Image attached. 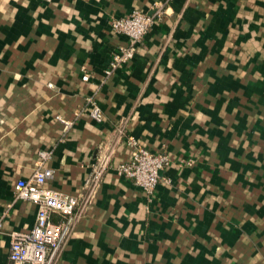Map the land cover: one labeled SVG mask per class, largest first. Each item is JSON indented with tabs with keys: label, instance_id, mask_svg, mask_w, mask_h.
Instances as JSON below:
<instances>
[{
	"label": "crops",
	"instance_id": "crops-1",
	"mask_svg": "<svg viewBox=\"0 0 264 264\" xmlns=\"http://www.w3.org/2000/svg\"><path fill=\"white\" fill-rule=\"evenodd\" d=\"M8 1L6 53L32 45L43 56L0 85V264H12L9 234L35 223L16 185L42 150L52 152L46 186L85 204L53 264H264V0H166L168 15L109 76L128 41L107 15L150 14L158 0ZM89 98L103 122L89 117ZM130 139L169 159L170 181L151 196L118 172Z\"/></svg>",
	"mask_w": 264,
	"mask_h": 264
},
{
	"label": "built area",
	"instance_id": "built-area-1",
	"mask_svg": "<svg viewBox=\"0 0 264 264\" xmlns=\"http://www.w3.org/2000/svg\"><path fill=\"white\" fill-rule=\"evenodd\" d=\"M152 18L150 14L133 13L130 17L120 19L113 24L115 32L124 36L128 42L114 54L106 70L107 76L133 58L136 45L153 24ZM82 79L88 81L89 76L84 75ZM87 103L90 107L89 117L96 123L103 122L104 115L94 99L89 98ZM59 121L67 128L70 126L61 118ZM119 132L120 135L123 134L122 129ZM129 143L133 149V157L130 161L121 164L118 172L151 196L159 182L163 180L162 172L168 166L169 159L165 153H152L134 139H130ZM51 157V151H39L38 167L34 174L27 180L17 182L16 199L33 203L37 207V213L30 231L9 234V259L12 264H53L60 257L73 231L75 221L83 213L85 204L82 205L76 197L62 196L46 186L53 177V170L46 167ZM109 162L110 155H107L94 165L86 182L87 200L102 182L109 168ZM55 216L60 217V221H55Z\"/></svg>",
	"mask_w": 264,
	"mask_h": 264
},
{
	"label": "rangeland",
	"instance_id": "rangeland-1",
	"mask_svg": "<svg viewBox=\"0 0 264 264\" xmlns=\"http://www.w3.org/2000/svg\"><path fill=\"white\" fill-rule=\"evenodd\" d=\"M38 1L41 6H44L46 4L51 3L52 0H38ZM7 3L10 6L18 5V3L15 2L14 0H9ZM167 4L168 3L166 0H158L153 3L152 9H151L152 12L150 13V15L153 17L152 25L156 23H161L163 18L168 15L167 9H166ZM133 13H136V14L139 13V14H145V15L148 14L146 12H142V10L135 9L131 13L125 14V15H107L106 23L107 25H109L110 31L113 33V35L121 36L120 34H117L115 32L113 28V24L120 19L130 17L131 15H133ZM152 25L149 28V30L145 33V35L150 31V29L152 28ZM2 29H3L2 26H0V35H2L0 36V81L3 80V82L0 83V85L4 84L5 82L9 84L11 79L16 82H20L22 80V73L20 72V70L22 69L34 70L36 68V63H34L33 61L37 58V56L39 57V59H41L43 56V53L41 51L35 50L36 47H32V45H24L22 47L18 46L19 48L14 47V48L9 49L10 52L12 53L11 55L9 53H6V50L8 49V47L4 48L6 46L5 45L6 40L4 39ZM145 35L143 36L145 37ZM144 37L141 38L140 42L144 39ZM19 51L22 53L28 52L29 54H26L27 56H24L26 58L21 59V57L23 56H18ZM113 58H114V55H113ZM5 74L6 75L8 74L7 78L2 77ZM11 76L13 77L10 78ZM163 180L165 182L170 181L169 179H166V180L163 179Z\"/></svg>",
	"mask_w": 264,
	"mask_h": 264
}]
</instances>
